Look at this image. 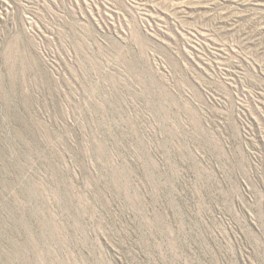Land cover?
I'll use <instances>...</instances> for the list:
<instances>
[{"label":"rangeland","instance_id":"374dc122","mask_svg":"<svg viewBox=\"0 0 264 264\" xmlns=\"http://www.w3.org/2000/svg\"><path fill=\"white\" fill-rule=\"evenodd\" d=\"M0 264H264V0H0Z\"/></svg>","mask_w":264,"mask_h":264}]
</instances>
